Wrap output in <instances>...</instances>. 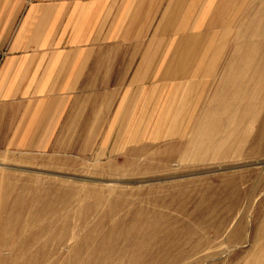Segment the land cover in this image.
Instances as JSON below:
<instances>
[{"label":"rangeland","instance_id":"1","mask_svg":"<svg viewBox=\"0 0 264 264\" xmlns=\"http://www.w3.org/2000/svg\"><path fill=\"white\" fill-rule=\"evenodd\" d=\"M210 3L143 122L0 153V264H264V0Z\"/></svg>","mask_w":264,"mask_h":264},{"label":"crops","instance_id":"2","mask_svg":"<svg viewBox=\"0 0 264 264\" xmlns=\"http://www.w3.org/2000/svg\"><path fill=\"white\" fill-rule=\"evenodd\" d=\"M202 1L0 0V153H48L100 138L102 124L143 122L148 93L195 58L214 0Z\"/></svg>","mask_w":264,"mask_h":264}]
</instances>
